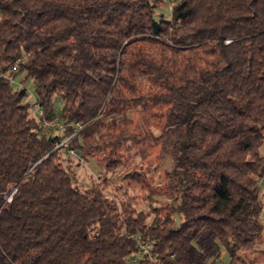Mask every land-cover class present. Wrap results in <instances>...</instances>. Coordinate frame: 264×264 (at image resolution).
<instances>
[{"label": "trees", "instance_id": "1", "mask_svg": "<svg viewBox=\"0 0 264 264\" xmlns=\"http://www.w3.org/2000/svg\"><path fill=\"white\" fill-rule=\"evenodd\" d=\"M163 1L0 0V264H128L137 236L158 261L136 264H202L218 245L225 264L261 261L264 0H176L156 18ZM16 58L39 119L5 73ZM57 97L63 131L42 132ZM67 137L139 183L149 212L105 173L82 188Z\"/></svg>", "mask_w": 264, "mask_h": 264}, {"label": "rangeland", "instance_id": "2", "mask_svg": "<svg viewBox=\"0 0 264 264\" xmlns=\"http://www.w3.org/2000/svg\"><path fill=\"white\" fill-rule=\"evenodd\" d=\"M176 0H168V1H163L161 5H159L155 9V17L156 18H169L170 17V11H171V5L172 3ZM10 84L12 88L18 89L22 86H24L27 90V95L25 99L32 104L30 108V113L39 119L40 117V112L38 109L39 103L36 101L35 94L33 92V82L31 79H23V73H18V74H8ZM61 105V100L57 97L55 99V114H54V120L53 123L49 126H43L42 127V132H47L49 128L51 127H58V129L54 128L52 131L54 133L62 132L63 128L61 127L59 118L57 117V110L59 109ZM69 137L63 139L57 146L62 145L64 148V151H66V154L64 156H68L72 158L70 160V167L71 170L74 172V176L76 178V182L82 187L88 186L92 181H98L100 180L99 175L102 173H105L106 175V181L102 183L104 185V190L107 192L110 196H113L117 199H121L122 196L124 195L123 192L127 191L128 194L132 195L134 198V207L136 208L137 211H143V212H149V206L147 204V201L144 198V191L140 187L139 183H131L129 184L127 182V179L123 177V169L121 167L115 168L113 170H105L103 167H99L97 162L93 158H88L84 159L78 156L75 151L69 149L67 147V141ZM66 143V144H65ZM264 150V148H262ZM157 150L153 151V158L156 154ZM152 159V158H150ZM76 160H78V165H76ZM154 163L158 164V169L153 173L152 176V181L153 183L159 179L160 177L163 176L164 169H170L172 166V160L168 156H163V158L159 161L157 160H152ZM66 163V161H65ZM261 190H262V196H264V180H262L261 184ZM13 187H10V190L6 194V198L9 200L13 193ZM161 200V199H160ZM164 201V200H161ZM160 201V202H161ZM160 202L155 203V205H159ZM154 216V213H149L147 216V221L150 222ZM261 220L264 222V211H262L261 215ZM256 249H262L264 250V243L257 244ZM196 250L201 249L200 246L196 245L195 246ZM194 249V250H195ZM252 256H256V254H251ZM261 261H259L257 264H264V254L260 256ZM134 258V254L132 256L127 258L128 264H136ZM229 260V257L227 255L226 250L222 245H218L216 247V250L213 252L211 251V254L205 259V261L202 264H225Z\"/></svg>", "mask_w": 264, "mask_h": 264}, {"label": "built area", "instance_id": "3", "mask_svg": "<svg viewBox=\"0 0 264 264\" xmlns=\"http://www.w3.org/2000/svg\"><path fill=\"white\" fill-rule=\"evenodd\" d=\"M168 1V0H167ZM19 59L16 58L12 65L9 67L8 70L5 71L6 74H9L13 71H15L18 68L19 65ZM40 114H42L41 108H39ZM54 117L52 119H43V126H49L53 123ZM66 144V143H65ZM57 146V145H56ZM15 188L12 190L14 191ZM10 198V197H9ZM136 243H137V249L133 253L134 254V260L137 262L138 259L144 258L150 261H158L156 258V255L153 251L154 244H155V239L152 237H147L145 239H142L141 237L137 236L136 237Z\"/></svg>", "mask_w": 264, "mask_h": 264}]
</instances>
